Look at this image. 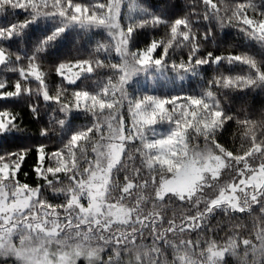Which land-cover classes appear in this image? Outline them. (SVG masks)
Masks as SVG:
<instances>
[{
	"label": "snow or ice",
	"instance_id": "6c2138e0",
	"mask_svg": "<svg viewBox=\"0 0 264 264\" xmlns=\"http://www.w3.org/2000/svg\"><path fill=\"white\" fill-rule=\"evenodd\" d=\"M0 264H264V0H0Z\"/></svg>",
	"mask_w": 264,
	"mask_h": 264
}]
</instances>
